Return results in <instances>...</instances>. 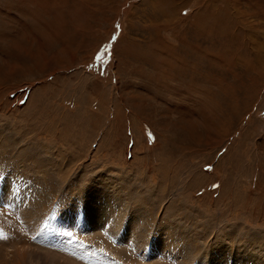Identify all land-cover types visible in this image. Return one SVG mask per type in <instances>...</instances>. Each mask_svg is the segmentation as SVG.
<instances>
[{"label":"rangeland","instance_id":"1","mask_svg":"<svg viewBox=\"0 0 264 264\" xmlns=\"http://www.w3.org/2000/svg\"><path fill=\"white\" fill-rule=\"evenodd\" d=\"M0 264H264V0H0Z\"/></svg>","mask_w":264,"mask_h":264}]
</instances>
